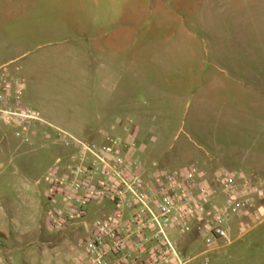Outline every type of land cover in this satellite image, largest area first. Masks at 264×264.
I'll list each match as a JSON object with an SVG mask.
<instances>
[{"label": "rangeland", "instance_id": "1", "mask_svg": "<svg viewBox=\"0 0 264 264\" xmlns=\"http://www.w3.org/2000/svg\"><path fill=\"white\" fill-rule=\"evenodd\" d=\"M32 2L28 27L2 25L1 13L8 8L0 4V65L10 60L9 53L19 57L0 68V88L5 80L23 82V107L87 142L126 143L132 136L136 148L125 154L133 160L171 169L238 170L264 181V0ZM3 33L11 38L2 39ZM27 35L31 40L25 41ZM100 35L112 37L109 51L135 56L125 71L132 84L138 65L141 72V114L125 116L116 134L67 111L81 102L80 71H63L55 81L48 73L53 65L71 66L83 55L99 54L106 48L96 41ZM4 44L12 49L4 52ZM64 55L73 58L63 61ZM34 61L46 69L39 84L28 75ZM92 69L93 62L85 71ZM125 124L129 134L122 130ZM38 129L51 135L25 141L17 133L27 131L0 122V264H71L79 242L75 232H56L46 224V175L57 158L64 166L69 150L52 129ZM258 207L264 211V201L247 211L251 216L230 217V243L205 245L194 237L187 248L178 240L189 264H264V213ZM101 210L102 205L86 208L89 224ZM111 210L106 205L105 211ZM169 237L178 239L172 232Z\"/></svg>", "mask_w": 264, "mask_h": 264}, {"label": "built area", "instance_id": "2", "mask_svg": "<svg viewBox=\"0 0 264 264\" xmlns=\"http://www.w3.org/2000/svg\"><path fill=\"white\" fill-rule=\"evenodd\" d=\"M24 88L18 79L3 81L0 122L23 132L47 126L69 150L64 166L57 158L46 175V224L78 235L71 264H189L178 240L187 248L194 237L205 245L230 243V217L251 216L247 211L264 201V181L242 171L171 169L133 160L125 154L136 148L132 136L126 143L107 138L101 144L76 138L23 107ZM130 131L125 124L123 132ZM98 205L99 218L89 224L86 208Z\"/></svg>", "mask_w": 264, "mask_h": 264}, {"label": "crops", "instance_id": "3", "mask_svg": "<svg viewBox=\"0 0 264 264\" xmlns=\"http://www.w3.org/2000/svg\"><path fill=\"white\" fill-rule=\"evenodd\" d=\"M0 4L2 7L8 8V10L2 11L1 13L2 25H23L27 27L32 25L34 18L32 0H0ZM2 36V39L5 40L10 35L5 36V33H3ZM29 37L30 36L27 35L25 41H29V39L31 40L32 37ZM99 40L106 43V48H104L99 54L93 56L83 55L71 66L67 63H64V67L53 65L50 67L48 73L50 77H54L53 80L55 81L58 76L62 75L63 71L69 72L72 68H76V70L80 71V73L83 74L84 79V83L82 82L83 86L79 89L82 91L80 94L81 102L71 104L67 107V111L71 114L73 113L76 120L79 122L85 124L93 123L100 127L105 126L109 128L111 132L116 134L118 131L117 129L120 128L125 116L129 117L132 114L136 116L141 114L140 103L137 102V97L138 95H141L143 88L141 83V72L138 65V71L135 72V75H137L135 77L136 83L132 84L130 79H127L125 71H127L129 66L134 64L132 61L135 60V56L131 57V55L125 50L116 53L109 51L108 46L113 41L112 37H103L100 35L96 38V41ZM2 48L4 52H8L10 51L11 46L4 44L2 45ZM7 57L10 60L0 65V68H6L8 65L16 63L19 59L16 54L12 55V53H9ZM72 58L73 56L64 55L61 59L63 61H68V59L71 60ZM92 62L95 64L96 69L85 71V69L87 70L89 63ZM85 63H87L86 66ZM33 64V68L28 71V75L33 83L39 84V82L41 83L40 74H44L46 69L40 70L38 68L40 64L39 61H34ZM79 90L77 89V91ZM93 94L100 98L96 101L91 100L90 97L94 96ZM76 112L81 115L78 117ZM88 117L90 118L89 120ZM50 124L58 127L52 123ZM25 131L27 132L21 135L24 138H29L33 141L48 139L47 137L51 135L50 131L43 129L28 128ZM98 132L105 133L106 135L109 133L103 128H99ZM3 152L4 151L1 152V155Z\"/></svg>", "mask_w": 264, "mask_h": 264}]
</instances>
